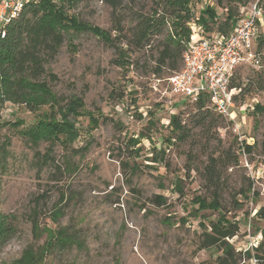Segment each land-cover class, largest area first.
I'll return each instance as SVG.
<instances>
[{
    "label": "rangeland",
    "instance_id": "obj_1",
    "mask_svg": "<svg viewBox=\"0 0 264 264\" xmlns=\"http://www.w3.org/2000/svg\"><path fill=\"white\" fill-rule=\"evenodd\" d=\"M123 2L126 8L119 10L120 15L129 18L136 12L147 13L153 6V0ZM55 3L62 4L60 0ZM256 3L264 10V0H194L187 23L189 40L201 29L209 39L220 37L218 25L230 9L237 12L233 32ZM209 6L219 17L215 24L210 23L212 30L206 31L200 17ZM66 9L93 27L110 31L114 27L110 0H74ZM134 25L125 22L127 30ZM172 29L168 26L164 35ZM69 31L59 54L48 58L46 70L56 81H47L64 99L82 98L86 113L94 114L99 124L91 128L88 116L78 118L80 137L70 148L59 143L33 147L18 130H0V138L11 141L6 169L0 172V211L14 215L16 227L0 244V264H11L27 248L38 249L46 241V234L36 236L33 232L34 213L42 229L68 227L81 244L54 251L45 264H214L216 250L200 251L198 243L201 223L207 225L218 214L201 211L196 216L198 206L193 199L209 194L201 176L195 170L188 172L191 163L187 157L188 153L197 156L193 165L201 167L208 140L209 152L233 146L239 157V165L223 173L222 203L240 227L230 243L241 252L261 244L264 219L258 212L264 209V14L255 34L261 65L247 64L235 72V79L240 78L246 90L236 91L231 110L234 124L224 117L209 134L198 130L194 139L183 144L172 139L171 116L180 115L184 122H192L196 111L193 103L171 93L167 67L161 76L153 74L163 36L152 39L151 49L134 50L130 57L133 65L124 70L114 62L118 57L115 48L90 33ZM123 47H127L125 42ZM121 93L123 99L119 98ZM48 110L43 107L31 113L7 104L0 118L11 123L24 120L27 127ZM134 140L140 144L134 146ZM243 142L253 147L251 153L237 151ZM135 149H141L138 155ZM49 150L54 162L44 166L40 160ZM66 163L71 170L65 171ZM133 166H137L136 171H132ZM180 179L183 194L176 191ZM250 185L252 191L239 194ZM156 196L165 197L167 203L158 206ZM234 198L243 203L241 210H234ZM59 206L63 215L55 222L51 215Z\"/></svg>",
    "mask_w": 264,
    "mask_h": 264
},
{
    "label": "trees",
    "instance_id": "obj_2",
    "mask_svg": "<svg viewBox=\"0 0 264 264\" xmlns=\"http://www.w3.org/2000/svg\"><path fill=\"white\" fill-rule=\"evenodd\" d=\"M60 1L62 2L60 6L56 5V0L26 1L20 14L6 26L4 35H0V112L7 104L22 107L31 113L43 107L49 108L46 113L27 127L24 120L11 123L0 118V130L5 128L18 130L33 147H38L40 143H49L51 146L59 143L65 148H70L80 137L76 121L82 116L89 117L91 128L99 124L94 114L86 113L82 98L73 96L70 99H64L53 91L47 81L48 78L56 81V76L46 70L48 58L53 59L59 54L65 36L71 33L70 29H73L75 34L90 33L115 48L118 57L114 62L124 70H129L133 65L130 57L134 50L151 49L152 39L156 36H163L159 42L157 65L153 70V74L159 76L163 73V67H167L171 75L180 70L182 57L186 50V41L191 36L187 23L191 19L190 5L194 0H153V6L147 13L136 12L130 18L128 15H120L119 10L126 8L123 7V0H110L113 8L114 27L112 31L78 21L74 16L69 15L66 9L67 6L73 4L74 0ZM128 1L134 2V0ZM222 1L218 0L219 3ZM236 16L237 12L230 9L225 21L218 25V31L229 35L237 21ZM218 17L216 9L209 6L201 12V25L206 31H211L210 23L215 24ZM125 22H133L135 25L127 30ZM168 26L171 28L173 26V29L164 35ZM124 42L126 49L123 47ZM231 88L237 92L246 90L241 79H235V74ZM247 91L250 92V88ZM119 98L123 99L124 93H121ZM193 107L196 115L192 122H184L180 115L171 116L172 139L180 144L194 139L198 130L209 134V130L219 126L220 119H224L215 112L206 99L193 103ZM229 124L233 125L234 121L230 120ZM132 144L136 146L140 144V141L134 140ZM10 146V139L0 138V172L6 169L7 160L10 157ZM241 149L251 153L253 147L243 142L237 151ZM140 150L135 149V154L138 155ZM233 150L234 147L230 146L209 152L208 140L207 151L204 155L205 161H202L201 167L193 165L197 156L192 157L191 153L187 154L188 161L191 163L188 172L195 170L201 176L203 188L209 194L208 197L200 195L193 199L192 203L198 206L196 216L201 211H212L218 214L214 220L208 221L207 225L201 223L203 232L199 238L198 249L200 251L216 250L214 264H252V260H255L256 264H264V240L255 249L245 252L237 251L230 243V240L240 233L239 223L234 220V217L229 218L228 214L231 211H228L222 203L225 190L224 170L239 165L238 154ZM79 152V150L76 151V153ZM40 161L44 166L54 162L51 150L43 155ZM69 170H71V165L66 163L65 171ZM136 170L137 166H133L132 171ZM252 189L250 185L247 190H241L239 194L246 195ZM176 191L183 194L181 179L176 183ZM154 202L158 206H163L167 200L163 196H156ZM233 205L234 210L243 208V203L235 198ZM62 209L59 206L52 212L53 221L57 222L61 218ZM258 214L264 219V209H261ZM35 215L34 213L33 217ZM33 217L31 219L33 232L36 236L46 234V241L38 249L27 248L21 257L11 264H45L47 256L54 251L67 250L74 245L81 246L68 227L58 230L48 227L42 229L39 221ZM14 219V215L0 211V244L6 242L16 231L13 225ZM182 222L186 223V220L182 219ZM261 234L264 236V231H261Z\"/></svg>",
    "mask_w": 264,
    "mask_h": 264
},
{
    "label": "built area",
    "instance_id": "obj_3",
    "mask_svg": "<svg viewBox=\"0 0 264 264\" xmlns=\"http://www.w3.org/2000/svg\"><path fill=\"white\" fill-rule=\"evenodd\" d=\"M26 1L0 0L1 36L11 20L20 14ZM263 12L258 3L254 4L232 33L222 34L216 40L203 36V30H199L186 45L180 70L168 78L171 93L189 103L206 99L216 113L234 121L231 110L235 107L236 90L231 88V82L238 68L247 64L261 65L255 34ZM235 126V132H238V124Z\"/></svg>",
    "mask_w": 264,
    "mask_h": 264
}]
</instances>
